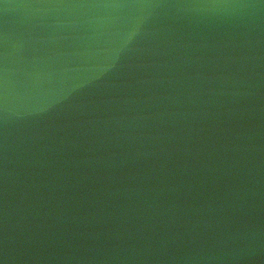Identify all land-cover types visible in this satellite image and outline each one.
<instances>
[{
    "label": "water",
    "instance_id": "water-1",
    "mask_svg": "<svg viewBox=\"0 0 264 264\" xmlns=\"http://www.w3.org/2000/svg\"><path fill=\"white\" fill-rule=\"evenodd\" d=\"M0 264H264V0H0Z\"/></svg>",
    "mask_w": 264,
    "mask_h": 264
}]
</instances>
